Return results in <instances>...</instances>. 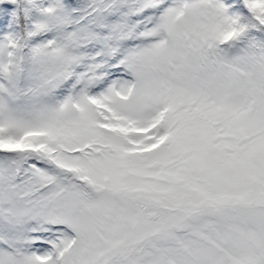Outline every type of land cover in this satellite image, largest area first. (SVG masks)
<instances>
[{"label":"snow or ice","instance_id":"6c2138e0","mask_svg":"<svg viewBox=\"0 0 264 264\" xmlns=\"http://www.w3.org/2000/svg\"><path fill=\"white\" fill-rule=\"evenodd\" d=\"M0 264H264V0H0Z\"/></svg>","mask_w":264,"mask_h":264}]
</instances>
